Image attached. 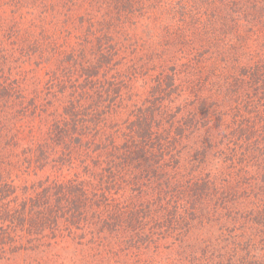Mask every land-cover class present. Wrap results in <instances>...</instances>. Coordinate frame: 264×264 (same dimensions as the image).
<instances>
[{
    "label": "trees",
    "instance_id": "trees-1",
    "mask_svg": "<svg viewBox=\"0 0 264 264\" xmlns=\"http://www.w3.org/2000/svg\"><path fill=\"white\" fill-rule=\"evenodd\" d=\"M64 230L75 264H264V0H0V262Z\"/></svg>",
    "mask_w": 264,
    "mask_h": 264
},
{
    "label": "rangeland",
    "instance_id": "rangeland-1",
    "mask_svg": "<svg viewBox=\"0 0 264 264\" xmlns=\"http://www.w3.org/2000/svg\"><path fill=\"white\" fill-rule=\"evenodd\" d=\"M42 71H45V68H43ZM63 175L70 174H68L67 171H64ZM79 234H81V231L79 230H76V233L74 231L70 233V231L68 232L67 230H64L58 234L56 239L60 240L62 243L54 245V247L51 248V252L53 253H62V262L59 261L57 264H75V255H77L76 249L81 248L82 246L79 245L83 242L81 238L78 237ZM178 249V242L173 243L172 240H165L163 241V247L160 250H157V252L146 251L144 256L147 261L150 260L151 256L153 258L156 257L158 260L161 259L163 261L164 259V261H168L169 263L171 261L176 263L177 258L175 257ZM156 253H158L157 256ZM31 255L28 252H21L14 260L3 259L1 260L0 264H37V261L34 260V255ZM52 263L53 262H51V264Z\"/></svg>",
    "mask_w": 264,
    "mask_h": 264
}]
</instances>
